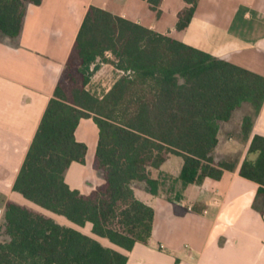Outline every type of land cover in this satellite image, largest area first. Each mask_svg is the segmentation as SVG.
<instances>
[{
    "label": "trees",
    "instance_id": "trees-1",
    "mask_svg": "<svg viewBox=\"0 0 264 264\" xmlns=\"http://www.w3.org/2000/svg\"><path fill=\"white\" fill-rule=\"evenodd\" d=\"M41 1L0 0V34L17 37L27 6ZM145 1L160 14L162 0ZM184 1L189 6L178 14V31L189 25L198 2ZM100 63L122 73L102 97L87 89ZM263 102V76L90 6L13 191L74 226L89 223L93 235L131 251L151 239L154 216L134 186L142 183L149 195L159 196L161 180L152 170L159 171L172 155L182 159V188L233 171L235 163L214 159L220 124L249 105L240 126L247 140ZM89 118L98 129L92 167L102 173L103 183L86 195L68 186L65 173L73 162H85L87 146L76 140L75 131ZM250 154L256 158L246 157L239 175L258 184L264 204V136H252ZM126 262L125 253L75 227L13 201L5 204L0 264Z\"/></svg>",
    "mask_w": 264,
    "mask_h": 264
},
{
    "label": "crops",
    "instance_id": "crops-1",
    "mask_svg": "<svg viewBox=\"0 0 264 264\" xmlns=\"http://www.w3.org/2000/svg\"><path fill=\"white\" fill-rule=\"evenodd\" d=\"M90 6L264 77V0H198L182 31L176 26L179 12L189 6L184 0H162L160 14L145 0H42L28 5L20 34H0V221L7 201L31 208L13 186ZM244 114L234 128L231 119L221 122L213 153L216 161L235 163L233 171L188 185L179 200L151 196L144 185L134 186L137 198L154 209L148 243L124 251L93 235L89 223L71 227L125 253L126 264H264V204L257 196L258 184L239 175L244 159L256 158L247 155L252 136H264V102L245 141L240 129ZM88 128L95 133L91 150ZM75 137L87 153L83 164L70 165L65 182L87 195L103 183L92 167L98 141L93 120L81 119Z\"/></svg>",
    "mask_w": 264,
    "mask_h": 264
},
{
    "label": "rangeland",
    "instance_id": "rangeland-1",
    "mask_svg": "<svg viewBox=\"0 0 264 264\" xmlns=\"http://www.w3.org/2000/svg\"><path fill=\"white\" fill-rule=\"evenodd\" d=\"M107 58H111V55L109 53L106 54ZM122 73L117 72L114 67L109 64V63H100V69L91 77V81L87 86V89L99 96L102 97L111 87L113 84L114 80L121 75ZM250 111L247 107H242L240 109H237L236 111L233 112L231 121L232 124H230L231 128L235 127V124L237 123V120L240 118L242 114H246ZM244 114V115H245ZM234 122V123H233ZM95 131V129L93 130ZM95 133L91 132V129L88 128L86 131V140H87V145L89 147V150H91V147L93 145V135ZM92 138V140H91ZM91 152V151H90ZM90 154V153H88ZM182 164V159L181 157L178 156H170L167 161L163 164L161 169L159 171L157 170H152V176L153 177H160L161 180V186L159 188V193L163 197L167 199H175L176 197H181L183 193V188L181 186L180 181L178 180L180 168ZM100 172V171H99ZM101 173V172H100ZM102 174V173H101ZM103 177V176H102ZM142 186L143 184H137ZM32 209H37L36 207H32ZM41 210V209H39ZM57 220H64L65 223L70 224L69 226H72L67 219L64 217L54 215ZM64 225V224H62ZM68 226V225H67Z\"/></svg>",
    "mask_w": 264,
    "mask_h": 264
}]
</instances>
